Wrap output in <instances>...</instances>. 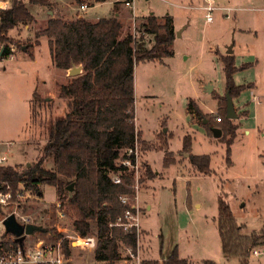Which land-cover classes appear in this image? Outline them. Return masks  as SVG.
<instances>
[{
  "label": "rangeland",
  "instance_id": "1",
  "mask_svg": "<svg viewBox=\"0 0 264 264\" xmlns=\"http://www.w3.org/2000/svg\"><path fill=\"white\" fill-rule=\"evenodd\" d=\"M23 1L33 21L8 32L14 53L0 59V156L6 158L4 166L36 164L48 145L51 125L68 111L67 100L60 97L59 90L55 100L52 95L49 99L43 95L53 93L61 77L52 64L47 39L36 36L46 26L48 12L61 19L82 17L91 22L118 15L121 37L132 34L136 38L143 18L154 15L161 20L168 16L175 33L167 48L171 54L138 63L133 71L135 126L150 150L145 154L138 145L133 172L135 195L128 197L135 205L137 193L140 209L141 236L135 253L140 262L161 261L177 247L179 257L191 264H239L222 253L217 201L221 198L228 203L242 235L264 231V0H215L217 7L230 11H214L210 23L205 21V12L198 9L204 6L203 0H134V12L124 7L125 0L117 4L116 0H90L86 12L79 11L72 0H46V6ZM145 42L147 47L152 44L149 37ZM230 47L238 69L234 82L245 89L233 99L237 114L233 121L238 129L228 166L226 145L208 135L204 126L207 120L212 125L220 122L218 104L225 93L221 57ZM209 86L211 92L206 90ZM191 101L206 120L191 116ZM186 137L191 155L209 157V175L196 172L189 155L182 152ZM166 138L175 164L169 168L163 167ZM9 142L11 146L5 144ZM146 165L151 176L145 173ZM43 166L51 169L52 160ZM41 192V197L20 192L23 197L12 200L21 205L16 213L48 231L26 237L23 247L31 248L38 240L47 244L65 240L70 252L67 264H97L93 260L95 248L78 246L76 240L81 238L74 232L73 219L58 208L55 189L43 186ZM0 207L6 215L17 206ZM3 232L0 226V240ZM56 234L62 239L56 241ZM254 248L264 250L261 245L251 248L248 264H264L262 256L251 254ZM119 255L115 264L133 263L120 244Z\"/></svg>",
  "mask_w": 264,
  "mask_h": 264
},
{
  "label": "trees",
  "instance_id": "2",
  "mask_svg": "<svg viewBox=\"0 0 264 264\" xmlns=\"http://www.w3.org/2000/svg\"><path fill=\"white\" fill-rule=\"evenodd\" d=\"M72 1L81 6L90 0ZM91 1L104 3L107 0ZM29 3L48 5L46 0H29ZM9 4L7 11L0 12V46L4 47L0 59H7L11 55L8 45L12 41L7 36L8 32L33 21L23 0H9ZM142 20L136 38L132 34L121 37L122 24L117 17L96 22L84 18L66 21L54 14L49 18L45 28L39 30L36 36L48 40L53 66L61 71L81 66L82 74L60 87L59 94L67 100L68 111L51 125L49 142L41 159L24 168L0 165V186L9 185L13 199L16 191L41 197V187L55 189L58 208L73 219L76 235L80 238L95 236L93 260L97 264H115L120 258L119 244L133 252L136 249L134 232L125 233L119 227H110L125 210L119 197L135 195L133 174L120 166L119 162L128 159L134 163V155L127 156V152L136 145L140 144L145 152L148 150L135 126L133 71L138 63L158 61L162 55H170L167 48L175 37L170 17L159 20L150 15ZM146 37L152 41L150 47L146 46ZM221 62L225 93L218 104L220 122L212 125L211 120H207L208 124L204 127L210 136L213 128L221 131L218 140L226 145V164L229 166L230 146L238 125L226 119V94L232 100L236 99L245 86H237L234 82V75L238 71L234 55L222 56ZM188 112L202 117V121L207 119L193 101L188 105ZM163 145V167L169 168L174 164L173 154L168 151L165 140ZM182 152L189 155L188 161L196 172L201 175L211 173L209 157L191 155L188 137L183 140ZM47 160L53 162L51 169L43 166ZM144 167L146 175L151 176L150 168L147 165ZM115 173L121 174L119 185L111 181L110 176ZM71 184L73 191L69 193L66 188ZM217 204V232L222 253L237 259L239 264H248L250 249L264 246V231L242 235V227L237 225L228 203L219 198ZM6 215L0 207V216ZM46 232L44 230L43 233ZM59 239H62V235L56 234L55 240ZM61 246L65 256L69 257L65 240H61ZM18 247L15 237L4 231L0 240V256ZM140 264L191 263L188 259L180 258L177 247H174L166 259H145ZM203 264L214 263L204 261Z\"/></svg>",
  "mask_w": 264,
  "mask_h": 264
},
{
  "label": "built area",
  "instance_id": "3",
  "mask_svg": "<svg viewBox=\"0 0 264 264\" xmlns=\"http://www.w3.org/2000/svg\"><path fill=\"white\" fill-rule=\"evenodd\" d=\"M119 0H116L115 4L118 3ZM204 6L200 8V10L204 11V18L206 23L212 22V13L216 10H226L230 11L229 9H223L218 8L215 5V0H203ZM123 5L128 10H131L134 12V0H125L123 2ZM9 0H0V12L7 11L9 9ZM88 5L86 3L79 6V11L86 12L88 9ZM229 16L226 15V18ZM135 21V19H134ZM10 54L12 55V52L14 53V49L8 45ZM4 47L0 46V55L3 51ZM10 55V56H11ZM9 146H11L12 143H5ZM2 143H0V146ZM138 146L136 145L133 150H128L127 156L134 155L135 161L132 163L131 160L124 159L119 162L120 166H123L127 168L132 174L134 172V169L136 168L138 154H137ZM6 162V158L3 156H0V165H4ZM121 174L115 173L111 174L110 178L113 184L119 185L121 184ZM134 178V176H133ZM134 189V187H133ZM30 193V192H29ZM15 197L22 198L20 191H16ZM14 197V199H15ZM27 197H29L27 195ZM13 195H12V188L9 185H1L0 186V206H8L9 204H15L17 207H15V210L12 212H9L6 216L2 217L0 219V226L2 227V230L4 231L3 227V221L5 218L11 214H13L17 220V222L25 226L27 224H30L29 218L25 215L21 216L18 213H16V209H18L19 202L18 201H12ZM120 203L125 206V210L121 216H119L115 223L110 224V227H119L121 228L125 233H133L136 237V249L138 246L139 251V243H140V228L138 223V217L140 215V209L137 207V193L135 197L136 204L131 205L128 202L127 196H120L119 197ZM59 207V204L57 205ZM76 241H79L80 244H78L79 247H82L84 249H94L96 247V239L91 236H87L85 238L77 239ZM135 249V250H136ZM127 254L129 256V260H132V264H140V258L137 255V253L133 252L131 249L126 248ZM251 254L255 257L262 256L264 258V250H258L254 248L251 251ZM68 260L66 259L64 250L61 246V242H57L55 244L50 243H44L43 241H36L33 243L31 248H24L23 246H19L16 249H11L7 252H4L0 256V264H67Z\"/></svg>",
  "mask_w": 264,
  "mask_h": 264
},
{
  "label": "water",
  "instance_id": "4",
  "mask_svg": "<svg viewBox=\"0 0 264 264\" xmlns=\"http://www.w3.org/2000/svg\"><path fill=\"white\" fill-rule=\"evenodd\" d=\"M232 47V46H231ZM228 48L227 55H232V48ZM82 67L81 66H72L69 70H67V75L71 78L77 77L81 74ZM207 92H211L212 88L209 86L206 88ZM226 119L228 120H236L237 114L234 109V104L232 98L226 94ZM212 136L216 139L221 137V131L217 128L211 129ZM66 190L71 193L73 191V184L66 188ZM4 231L11 234L15 237L19 246H22L26 237H31L36 233L44 232V228L35 224H27L25 226L20 225L15 216L13 214L7 216L3 221Z\"/></svg>",
  "mask_w": 264,
  "mask_h": 264
},
{
  "label": "crops",
  "instance_id": "5",
  "mask_svg": "<svg viewBox=\"0 0 264 264\" xmlns=\"http://www.w3.org/2000/svg\"><path fill=\"white\" fill-rule=\"evenodd\" d=\"M215 5H216V3H215ZM201 7H199L198 9H200ZM219 8V7H218ZM221 9V8H220ZM226 11V10H225ZM48 16H50L49 18H51L52 16H51V12H48ZM116 17L118 18V15H116ZM226 17V16H225ZM49 18H48V20H49ZM78 18H82V17H78ZM229 18V17H228ZM47 20V21H48ZM63 20H66V21H71L72 19H69V20H67V19H63ZM91 22V21H90ZM94 22H96V21H94ZM46 24H47V22H46ZM45 28V27H44ZM43 28V29H44ZM45 38V37H44ZM47 46H48V40H47ZM49 50V49H48ZM50 55V54H49ZM227 55V54H226ZM235 57V56H234ZM51 58V57H50ZM58 71H59V74L61 75V77H60V81L56 84V90H53V93H45V94H43V95H45V98L44 99H49V98H47V97H50L51 95H52V100H55L56 98V92L58 91V90H60V87L61 86H64V85H66L67 83H68V81L71 79V77H69L68 75H67V71H61V70H59V69H57ZM62 73V74H61ZM81 74H82V72H81ZM80 74V75H81ZM212 88V87H211ZM235 109V108H234ZM214 111H210V113H213ZM191 116H194L193 114H191ZM169 137V136H168ZM167 137V138H168ZM167 138H166V144H167V149H168V143H167ZM141 141H143V142H147V141H145V140H141ZM164 142V141H163ZM148 151H150V150H147L146 152H148ZM164 151V150H163ZM168 151H169V149H168ZM146 152H145V154H146ZM169 152H171V151H169ZM171 153H173V152H171ZM173 165H175V164H173ZM173 165H171V166H173ZM198 207H199V205H197ZM25 241V240H24ZM143 256H144V253L142 254Z\"/></svg>",
  "mask_w": 264,
  "mask_h": 264
}]
</instances>
